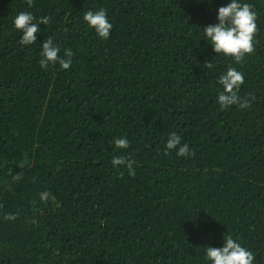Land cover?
Wrapping results in <instances>:
<instances>
[{
  "label": "trees",
  "instance_id": "1",
  "mask_svg": "<svg viewBox=\"0 0 264 264\" xmlns=\"http://www.w3.org/2000/svg\"><path fill=\"white\" fill-rule=\"evenodd\" d=\"M239 2L259 31L237 64L203 32L230 0H0V264H211L227 235L264 264V0ZM101 8L107 40L83 20ZM22 11L50 17L28 46ZM49 36L68 70L41 69ZM229 66L248 108L217 103ZM171 133L194 155H165Z\"/></svg>",
  "mask_w": 264,
  "mask_h": 264
},
{
  "label": "clouds",
  "instance_id": "2",
  "mask_svg": "<svg viewBox=\"0 0 264 264\" xmlns=\"http://www.w3.org/2000/svg\"><path fill=\"white\" fill-rule=\"evenodd\" d=\"M28 6H33V0H26ZM83 20L87 25L95 30L97 36L107 40L110 37L113 25L109 22L107 10L101 8L98 11H88L84 14ZM218 23L210 24L203 29L205 37L213 47L216 54H223L231 57L239 64L247 55L255 51V44L258 43V14L253 10V6L248 3H240L239 0H230L226 6L217 10ZM50 17H42L38 21L31 12L22 11L14 18V27L21 32L19 43L25 46L32 45L36 41L40 32V25H47ZM41 59L39 61L41 69H46L49 64H59L63 70H68L72 65L74 55L72 49H67L61 57V49L54 43L52 37H47L42 43ZM204 67L212 69V62H206ZM222 86V91L217 96V103L222 109L238 105L241 109L250 107L251 100L255 97L249 94V98H242L239 95L241 85L244 84V73L235 67L229 66L225 74L218 80ZM117 149L126 150L130 147V142L126 138H118L113 141ZM172 150H177L178 157L194 155L187 144H181V137L176 133L168 136L165 155ZM113 166H122L128 170V175L135 176L133 165L134 160L127 156H115L111 160ZM123 172L120 173L123 176ZM14 180L22 179L21 174L13 177ZM46 194L41 193V200L45 201ZM15 214H7L5 220H15ZM206 258L211 264H253L254 254L246 247H243L231 235L224 236V246L221 248L206 247Z\"/></svg>",
  "mask_w": 264,
  "mask_h": 264
}]
</instances>
